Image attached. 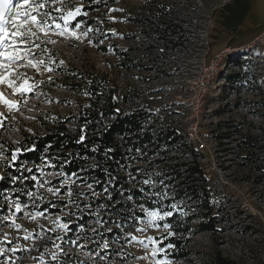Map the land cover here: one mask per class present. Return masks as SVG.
<instances>
[{
    "label": "rangeland",
    "instance_id": "374dc122",
    "mask_svg": "<svg viewBox=\"0 0 264 264\" xmlns=\"http://www.w3.org/2000/svg\"><path fill=\"white\" fill-rule=\"evenodd\" d=\"M231 1L109 0L97 3L99 6L94 10L86 9L89 4L83 2V11L88 15L77 17L73 24L80 22L82 27L75 31L79 34L88 27L94 31L81 39L69 33L61 36L55 31L49 37H41L45 41L41 47L47 51L37 58L54 60L53 72L42 70L38 74L31 68H19L34 81L42 82L35 91L13 97L10 89L0 85V92L7 98L22 101L19 110L12 113L0 104V113L9 116L0 126V152L7 157L10 151L7 144L18 143L24 135L43 132L38 119L52 123L73 117L79 101L83 100L82 87L74 85L75 70H97L117 87L120 107L143 108L151 113V123L173 124L184 131L189 145L201 154L198 160L208 181L216 231L200 232L191 238L188 249L192 254L187 259L174 260L167 252L171 264H212L217 252L237 264H264V52L253 49L234 54V67L215 77L198 115L193 101L199 65L225 48L239 46L225 47L227 43L214 33V22L222 18ZM22 2L12 0L14 6ZM77 4L78 1L65 0V11ZM158 8L171 17L176 32L160 33L148 24L157 19ZM110 9L122 11L110 12ZM110 16L115 19H109ZM48 39L55 43H48ZM237 73V80L229 78ZM124 94L130 99L128 104L122 101ZM109 120L103 116L104 123ZM177 150L179 153L185 146L177 145ZM5 161L6 158L0 157V169ZM50 165L53 164H39L29 174V180L33 175L38 178L31 191L36 197L25 193V202L11 196H7L8 201L4 196L0 199V218L10 216L21 225L17 231L9 227L10 220L0 219V237L9 233L14 244L21 247L13 255L16 264H155V260L165 258L163 253L152 257V245L149 243L145 249L139 243L146 236L159 239L162 232L151 228L146 232L136 231L143 226V220L128 232L137 237L132 241L127 232L119 237L109 235L117 227L112 218L111 223L106 220L104 224L98 220L101 216H97L90 228L77 224L72 229L70 226L77 219L69 212L74 207L70 203L57 214L39 210L40 203L47 199L70 200L60 194L65 186L70 191L82 189L71 177L63 178L62 181H67L63 187L62 181L54 184L60 175ZM45 181L51 183L39 187ZM49 187L59 188L60 192L53 194L47 190ZM35 199L40 202L34 203ZM12 200L21 203L22 212L16 213L9 206ZM38 211L44 215L30 219L28 214ZM56 218L69 228L61 229L51 223ZM52 228L55 231H49ZM26 234L28 240L23 239ZM105 241L109 245L107 249L103 248ZM52 252L57 253L56 261L51 260Z\"/></svg>",
    "mask_w": 264,
    "mask_h": 264
},
{
    "label": "trees",
    "instance_id": "16d2710c",
    "mask_svg": "<svg viewBox=\"0 0 264 264\" xmlns=\"http://www.w3.org/2000/svg\"><path fill=\"white\" fill-rule=\"evenodd\" d=\"M83 2L89 4L86 7L88 10L99 6L92 0ZM157 12V19L148 24L160 33L176 32L177 26L171 17L163 14L162 8H158ZM75 72L77 83L74 85L83 90V100L77 105V113L52 123L38 119L43 132L24 135L18 143L6 145L10 150L8 156L16 148H20L21 152L13 167H6L8 161H5L0 169L1 175L6 177L0 181V192L19 198L21 202L27 201L25 193L35 189V181L26 179L13 184L11 176L29 177L39 164L51 163L56 171L64 174L54 184L60 183L64 177H71L82 189L74 188L69 196L65 186L60 194L70 200L47 199L40 203L39 210L57 214L70 203L74 207L69 212L77 219V223L70 226L72 229L79 225L90 228L91 222L101 216L98 218L101 223L107 224L106 220L111 223L112 218L119 225L109 232L110 236L117 234L118 237L138 226L139 221L134 217L144 215L140 204L149 210L161 207V198L151 195L152 192H166L167 198L162 200V205L167 210L174 203L178 209L167 221L172 224L175 234L161 246L166 247L168 243L175 245L167 249L174 260L189 258L192 254L188 249L191 238L200 232L216 231L211 217L213 208L208 181L198 160L200 152L189 145L184 131L173 124L151 123V113L143 108L128 110L120 107L118 89L110 84L106 75L97 70ZM229 78L237 80L239 74H231ZM104 96L105 101L102 100ZM122 101L128 104L130 99L124 94ZM104 115L111 118L108 123H104ZM81 135L85 139L79 142ZM182 144L185 150L178 153L177 145ZM31 148L35 150H25ZM26 166H30L32 171H24ZM145 179H150L152 183L143 184ZM34 201L40 202L38 199ZM3 206L6 208L5 203ZM212 264L237 263L217 252Z\"/></svg>",
    "mask_w": 264,
    "mask_h": 264
},
{
    "label": "snow or ice",
    "instance_id": "6c2138e0",
    "mask_svg": "<svg viewBox=\"0 0 264 264\" xmlns=\"http://www.w3.org/2000/svg\"><path fill=\"white\" fill-rule=\"evenodd\" d=\"M101 0H92V3H100ZM65 0H23L19 5H13L12 0H0V85L6 86L11 90L12 96L17 95L24 97L27 93H32L35 91V88L42 83L41 81H34L33 77H28L25 73L19 71V68H31L40 73L42 70L46 72H53L54 68L51 66L55 64L54 60L49 59L45 61L44 59L37 58L38 54L44 53L47 49H43L41 45L45 42L41 37H49L50 33L55 31V34L63 36L65 33L71 34L76 39H81L82 37H87L89 32L94 31L93 28L88 27L81 33H77L75 29L81 28L82 23L74 21L77 20V17L84 15L87 16L88 13L83 11L85 5L83 0H78L77 6L68 8L65 11ZM111 11H122V9H110ZM23 17V19H21ZM109 19H115V17H109ZM113 34H116L113 30ZM48 43H55L54 40L48 39ZM103 41H101L102 43ZM91 43V41H89ZM60 63H63L61 61ZM51 80V77H49ZM86 95L88 93H85ZM21 100L7 98L3 92H0V104L6 106L8 113L13 111H18ZM23 102H26L24 100ZM9 116L6 113H0V126H3V123ZM83 131V129H81ZM85 139L83 135L79 137V142H82ZM26 151H33L34 148L25 149ZM21 152L20 148H16L11 151L10 156H5L4 152H0V157L7 159V164L5 165L8 168L13 167L16 161L18 160V154ZM54 167L55 165H50ZM23 167V165H21ZM19 171V168L17 169ZM24 171L31 172L32 169L25 168ZM42 172V169H41ZM57 175H64L63 172L57 173ZM4 175H0V181L5 180ZM28 179L24 176H11V183L15 184L17 181L23 182V180ZM37 176H31L32 181H37ZM45 183H51L50 181H45L39 184V187L43 188ZM67 181H62L61 186L63 187ZM152 181L150 179L143 180V184L149 185ZM91 188V185H88ZM53 194H58L60 192L59 188L53 189L49 187L47 189ZM6 191V190H5ZM143 192L144 190L141 189ZM29 197H36L35 192H28ZM68 195L71 196L72 192L69 190ZM151 195L159 196L161 198V207L149 210L140 204L139 208L143 212V217H134L135 220H143V226L137 227L136 231L146 232L149 228L161 232L159 239L153 236H146L145 240L148 243H145V240H140L139 243L143 245L145 249L149 247V243L152 245L151 256L156 257L158 254L163 253L165 258L155 260V264H171L167 259V249H172L175 245L168 243L166 247H160L168 237L174 235L172 231V224L168 221V218L173 216L174 210L178 209V205L171 204L168 206L167 210L162 205V200L167 198L166 192H152ZM0 196H4L5 201H8L7 195L5 192H0ZM129 200L132 199L131 196L128 197ZM35 203V201H34ZM10 207L14 208L16 213L23 211V206L21 203L16 200L10 202ZM30 219L36 220L37 217L43 216V212H36L34 215L28 214ZM3 221H11L9 227H13L17 231L21 228V225L16 223V220L10 216H4ZM55 223L58 228L67 230L69 225L67 223H59V218L51 221ZM119 227V225H117ZM27 231V230H25ZM49 231H55V228L49 229ZM128 236L132 241L137 240V237L128 233ZM59 238V237H58ZM24 240L29 239V234L24 235ZM73 244L76 241H72ZM8 245H12L8 247ZM108 243L105 241L103 243V248H108ZM59 248V245H56ZM21 247L19 244H14L13 239L9 238V233H4L0 237V257H3L0 260V264H16V261L13 259V255L20 251ZM12 254V255H10ZM98 255V253H97ZM103 258V257H101ZM51 260H57V253H51Z\"/></svg>",
    "mask_w": 264,
    "mask_h": 264
},
{
    "label": "crops",
    "instance_id": "0c3cea01",
    "mask_svg": "<svg viewBox=\"0 0 264 264\" xmlns=\"http://www.w3.org/2000/svg\"><path fill=\"white\" fill-rule=\"evenodd\" d=\"M224 10L214 33L225 47L247 44L264 29V0H232Z\"/></svg>",
    "mask_w": 264,
    "mask_h": 264
},
{
    "label": "built area",
    "instance_id": "2783aa9c",
    "mask_svg": "<svg viewBox=\"0 0 264 264\" xmlns=\"http://www.w3.org/2000/svg\"><path fill=\"white\" fill-rule=\"evenodd\" d=\"M260 49L264 52V29L249 43L242 44L234 48H225L220 53H217L209 60H204L199 65V70L195 76V90H194V103L195 113L201 111L205 97L209 92V88L215 77L220 72H229L234 67L233 55L237 52L245 50ZM203 148V146H202Z\"/></svg>",
    "mask_w": 264,
    "mask_h": 264
}]
</instances>
